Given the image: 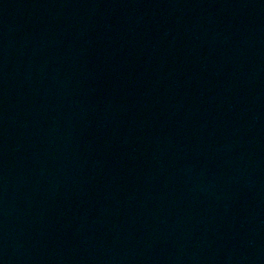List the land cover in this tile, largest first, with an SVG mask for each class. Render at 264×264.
<instances>
[{"label":"water","instance_id":"obj_1","mask_svg":"<svg viewBox=\"0 0 264 264\" xmlns=\"http://www.w3.org/2000/svg\"><path fill=\"white\" fill-rule=\"evenodd\" d=\"M0 264H264V0H0Z\"/></svg>","mask_w":264,"mask_h":264}]
</instances>
